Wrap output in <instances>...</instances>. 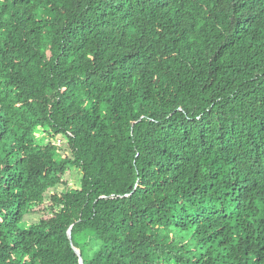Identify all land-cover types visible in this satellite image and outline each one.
I'll return each instance as SVG.
<instances>
[{"label":"trees","instance_id":"obj_1","mask_svg":"<svg viewBox=\"0 0 264 264\" xmlns=\"http://www.w3.org/2000/svg\"><path fill=\"white\" fill-rule=\"evenodd\" d=\"M0 264H264V0H0Z\"/></svg>","mask_w":264,"mask_h":264},{"label":"rangeland","instance_id":"obj_2","mask_svg":"<svg viewBox=\"0 0 264 264\" xmlns=\"http://www.w3.org/2000/svg\"><path fill=\"white\" fill-rule=\"evenodd\" d=\"M34 137H35V141L37 143H41V144H44L46 143L47 141L49 142L50 139L48 137L47 134H45L43 131H41L39 128L35 129L34 130ZM52 142L61 146V151H63V153L65 152L66 153V148L65 146L63 145L64 143V140L63 138H60V137H55V138H52ZM76 170L75 169H69L68 170V176H67V185H69L70 188H77L78 187V176L75 172ZM79 180V179H78ZM62 187L61 186H57L55 187L51 192H54V191H61ZM46 197H48V195L46 194ZM40 216L39 213H34V214H31V215H26L24 218H23V221L20 225V227H27L26 225L29 224V223H34L37 221L38 217Z\"/></svg>","mask_w":264,"mask_h":264}]
</instances>
